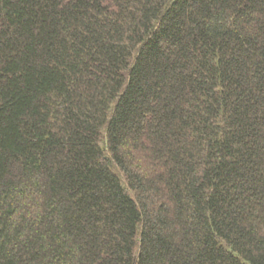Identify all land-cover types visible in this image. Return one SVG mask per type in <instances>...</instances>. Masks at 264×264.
Returning a JSON list of instances; mask_svg holds the SVG:
<instances>
[{
    "label": "trees",
    "instance_id": "1",
    "mask_svg": "<svg viewBox=\"0 0 264 264\" xmlns=\"http://www.w3.org/2000/svg\"><path fill=\"white\" fill-rule=\"evenodd\" d=\"M0 264H264V0H0Z\"/></svg>",
    "mask_w": 264,
    "mask_h": 264
}]
</instances>
